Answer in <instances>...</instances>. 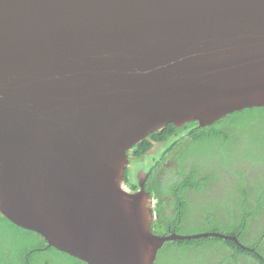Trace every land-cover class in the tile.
<instances>
[{"label": "water", "instance_id": "obj_1", "mask_svg": "<svg viewBox=\"0 0 264 264\" xmlns=\"http://www.w3.org/2000/svg\"><path fill=\"white\" fill-rule=\"evenodd\" d=\"M264 108V0H0V215L86 264H155L128 152Z\"/></svg>", "mask_w": 264, "mask_h": 264}, {"label": "trees", "instance_id": "obj_2", "mask_svg": "<svg viewBox=\"0 0 264 264\" xmlns=\"http://www.w3.org/2000/svg\"><path fill=\"white\" fill-rule=\"evenodd\" d=\"M250 124L255 125L251 133L261 129L260 136L264 139V108L236 112L203 128L197 122L181 128L169 124L161 131L150 134L128 152L131 162H144L154 144L168 143L162 157L152 163L151 169L144 170L150 175L145 189L157 200L154 208L156 220L153 223L155 233H178L191 224L213 228L211 232L235 235L239 240L237 243L210 236L167 242L165 245H170L166 249L164 246L160 260L155 264H264V230L259 220L262 217L259 213L264 210V172L263 177L257 176L251 180L252 185L247 178L250 174H256L254 167L258 168L259 173L261 168L258 165L264 163V141L263 146L247 147V152L254 151L255 159L241 153L249 174L246 171L235 178L234 183L239 191L233 199H228V205L234 206L228 213L217 205L193 206L197 199L207 198L209 191H216L214 183L222 184L225 178L239 171L240 157L234 161L225 147L235 140L238 131L246 136L248 130L244 128ZM168 161H172V164H168ZM129 171L126 184L135 191L139 188L138 180L131 178ZM170 171H173L172 175ZM259 180L262 181L258 184ZM224 199L227 196L223 194L219 200L223 203ZM0 221L20 237L21 244L16 252L0 251V264H36L40 256L60 264H86L50 247L40 234L20 228L1 215ZM244 237H247L246 241ZM251 238L254 241L252 244Z\"/></svg>", "mask_w": 264, "mask_h": 264}, {"label": "rangeland", "instance_id": "obj_3", "mask_svg": "<svg viewBox=\"0 0 264 264\" xmlns=\"http://www.w3.org/2000/svg\"><path fill=\"white\" fill-rule=\"evenodd\" d=\"M254 129H255L254 124L247 125L244 128V130H248V131H246L248 136L247 135L244 136L242 131H238L236 133L235 140L232 141L231 143H229L225 147V150L229 151L228 156H230L231 159H234V161H236L240 157V160L242 161L241 153H244L246 156L255 159L254 151L253 152H247V147H249V146L253 147V146L261 145L263 143L264 139L260 136L261 129H258V131L251 133V131H253ZM167 145H168V143H165V145L163 143L154 144L153 149L148 153V156L145 157L144 162H141V161H138L135 163L131 162L130 171H129V173H131V178L137 179L140 171L151 169L153 167L152 163L155 160H159L162 157L164 151L167 149L166 148ZM261 146H263V145H261ZM261 146H259V147L261 148ZM258 166H259V169L261 168L258 175L263 177V175H262L263 174V172H262L263 168L260 165H258ZM247 172L249 174V168L248 167H247ZM255 177H256V174H250L247 178L249 181H251ZM261 181L262 180H259L257 183L259 184V183H261ZM232 182H233L232 179H230L228 177L226 178V184H225L226 188L224 191V196H227V199H224L225 201H223V203H221L219 200L220 197L222 196L221 194L217 199H215L214 197H212L211 192H209L207 195V198L195 201L193 206L197 207V206H206V205H210V206L217 205V206L223 207L225 210V213H228V211H230L229 209L231 207H234V206L228 205L229 204L228 199H231V198L233 199V196H235L239 191L237 186H236L235 190L233 189V187L231 186ZM251 185H252V181H251ZM259 214L262 215V217L259 220L262 221L263 230H264V210L261 211ZM238 217H239V219L241 218L240 216H238ZM212 229L213 228L202 226V225L192 226L191 224H189V225L183 227L182 229H180L178 231V233L177 232H175V233H177L179 235H198L201 233L211 232ZM227 231L228 230H226L225 232H227ZM243 240L246 241L247 237H244ZM253 242L254 241H252V238H251L250 244H252ZM169 245L170 244L165 245V249ZM20 248H21L20 237L18 235H16L15 233H13L6 226H4V224L0 221V251L16 252ZM161 250L158 254V258H157L156 262H159V260H160V257L162 255ZM206 255H210V254H206ZM168 260H170V259H168ZM35 263L36 264H60L57 261L47 259L44 256H40L38 259H36Z\"/></svg>", "mask_w": 264, "mask_h": 264}, {"label": "flooded vegetation", "instance_id": "obj_4", "mask_svg": "<svg viewBox=\"0 0 264 264\" xmlns=\"http://www.w3.org/2000/svg\"><path fill=\"white\" fill-rule=\"evenodd\" d=\"M238 163H239V167H238L239 168V171H235V173H233L232 176L230 177V179L233 180V182L231 183V186L233 187L234 190L236 189V186H235V183H234L235 178H237L239 175L244 174V172L247 171V164H245L241 160H238ZM260 166L263 168L262 172H264V163L260 164ZM254 170H255V173H256V176H257L259 174L258 173V168L257 167H254ZM127 172H128V170H127ZM258 177H261V176L258 175ZM220 180H222V179H220ZM225 184H226V178H225V180H224V182L222 184H220V183H214V187H215L216 191L215 192L211 191L212 197H213V195H215L216 197H219L220 194L223 196L224 191H225V188H226ZM226 235H228V234H226ZM230 236L237 237V239H238V236H235V235H230Z\"/></svg>", "mask_w": 264, "mask_h": 264}, {"label": "clouds", "instance_id": "obj_5", "mask_svg": "<svg viewBox=\"0 0 264 264\" xmlns=\"http://www.w3.org/2000/svg\"><path fill=\"white\" fill-rule=\"evenodd\" d=\"M157 144V143H156ZM168 164H172V161H168L167 162ZM140 173H142L140 176H142V179L144 178V176H146V179H145V181H147V179L149 178V174L148 173H146L144 170L143 171H141V172H139V174ZM169 174H173V171H170L169 172ZM258 176V175H257ZM256 176V177H257ZM137 180H138V178H137ZM146 184V183H145ZM138 185H139V182H138ZM124 188H126V190H128V191H130V192H134L132 189H131V187L130 186H128L127 184H125L124 185ZM139 189V188H138ZM137 189V190H138ZM136 191V190H135ZM148 191V190H147ZM209 192H211V191H209ZM152 196V195H151ZM198 200V199H197ZM200 200V199H199ZM156 204H157V200L154 198V197H152V207H153V213H154V220L156 219V217H155V211H154V208L156 207ZM175 233V232H174ZM161 235V234H160ZM166 235H169V234H166ZM182 241H186V240H182Z\"/></svg>", "mask_w": 264, "mask_h": 264}, {"label": "bare ground", "instance_id": "obj_6", "mask_svg": "<svg viewBox=\"0 0 264 264\" xmlns=\"http://www.w3.org/2000/svg\"><path fill=\"white\" fill-rule=\"evenodd\" d=\"M228 117V116H227ZM222 120V119H221ZM147 162V161H146ZM129 170V169H128ZM149 170V169H148ZM147 173V172H146ZM150 176V175H149ZM127 177V176H126ZM145 183H146V181H145ZM156 220V219H155ZM154 223V222H153ZM155 233V232H154ZM157 234V233H156ZM222 234V237H220V238H224V239H226V240H233V241H236L237 243H239V240L237 239V237H233V236H230V235H226V234H223V233H221ZM187 236H191V235H187Z\"/></svg>", "mask_w": 264, "mask_h": 264}]
</instances>
